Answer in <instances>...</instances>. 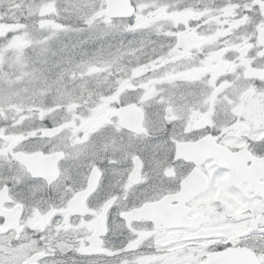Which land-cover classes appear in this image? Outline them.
Listing matches in <instances>:
<instances>
[{"label":"snow or ice","instance_id":"1","mask_svg":"<svg viewBox=\"0 0 264 264\" xmlns=\"http://www.w3.org/2000/svg\"><path fill=\"white\" fill-rule=\"evenodd\" d=\"M0 264H264V0H0Z\"/></svg>","mask_w":264,"mask_h":264}]
</instances>
